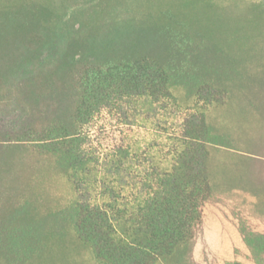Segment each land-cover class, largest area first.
Returning <instances> with one entry per match:
<instances>
[{
	"label": "trees",
	"instance_id": "obj_1",
	"mask_svg": "<svg viewBox=\"0 0 264 264\" xmlns=\"http://www.w3.org/2000/svg\"><path fill=\"white\" fill-rule=\"evenodd\" d=\"M198 1L223 29L238 25L245 42L264 45V0L182 7ZM155 2L0 0V264L38 255L39 226L23 197L34 164L24 155L52 159L67 177L74 194L60 214L99 264H194L214 191L211 146L221 142L207 110L225 103L229 86L188 78L191 37ZM104 119L121 138L99 139ZM241 232L264 264V233Z\"/></svg>",
	"mask_w": 264,
	"mask_h": 264
},
{
	"label": "rangeland",
	"instance_id": "obj_2",
	"mask_svg": "<svg viewBox=\"0 0 264 264\" xmlns=\"http://www.w3.org/2000/svg\"><path fill=\"white\" fill-rule=\"evenodd\" d=\"M259 0H214L237 3L242 8ZM156 0L153 10L173 11L185 38L184 72L188 78H207L229 86L224 104L207 110L209 123L221 136L211 146L210 173L213 195L203 206V223L193 246L194 264H256L244 241L241 227L264 233V45L258 37L245 42L238 25L223 29L215 10L203 1ZM170 22V20H165ZM261 41L262 43L258 42ZM257 42V43H256ZM255 44V47L252 45ZM188 91L176 92L180 101L191 103ZM107 126V131L104 126ZM104 143L121 138L110 119L98 123ZM33 163V175L23 197L31 201L39 226L38 255L32 264H99L91 249L81 243L61 213L73 197V188L54 161L24 155Z\"/></svg>",
	"mask_w": 264,
	"mask_h": 264
}]
</instances>
